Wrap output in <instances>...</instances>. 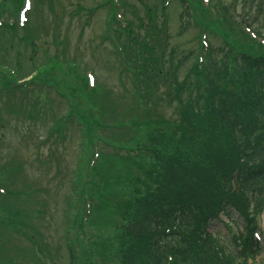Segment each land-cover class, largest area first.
I'll use <instances>...</instances> for the list:
<instances>
[{"label": "trees", "instance_id": "obj_1", "mask_svg": "<svg viewBox=\"0 0 264 264\" xmlns=\"http://www.w3.org/2000/svg\"><path fill=\"white\" fill-rule=\"evenodd\" d=\"M10 1L18 7L22 0ZM35 1L41 3L45 0ZM138 1L141 11H135L129 0L123 1L130 10L132 8L129 12L133 20H128L127 29L118 35L134 69L130 73V92L134 94L131 100H135L136 106L131 108V114L135 111L136 119L139 116L136 109L148 112L153 92L157 93L155 100L158 102L167 100L171 103L177 99L175 106L178 108L177 118L175 116L174 120L167 122L171 127L164 121L149 120V129H144L142 137L137 135L145 139L143 144L135 145L137 157L132 154L134 147L127 144L136 125L132 118L123 117V111L121 113L112 98V90L111 93L106 90L104 97H109L98 106L99 111L95 109L98 90L105 83L97 82L94 88H89L85 73L76 66L78 60L73 62L75 59H70L57 48L52 54L44 55V59L36 57L33 49L29 54H23L19 49L20 55L16 60L20 58L22 62L18 71L8 65L12 60L14 62L12 54L11 58L7 56V60L0 56V92L5 89L6 96L11 94L13 99L20 95L17 102L14 99V107L10 110L13 114L21 112L22 120L17 121H22L20 123L27 132L35 129V134L43 132L45 137L61 142L66 136L67 125L75 124L92 132L94 139L93 128L103 123V129L112 130L111 135L104 136L105 144L121 145L129 150L128 153L135 157L133 159H138L134 166L139 172H134L132 166L125 167L122 174L118 173L120 179L123 177V185L120 182L116 184L115 192H124L117 208L122 222L118 227L122 230L119 264H256L250 232L254 221L249 217V206L252 203L255 214L264 212V43L245 30L250 25L237 24L235 17L220 1L213 4L209 0L205 5L200 0H176L181 9L179 32H185L195 24L192 11L197 7L199 22L207 26L216 25L223 37V44L218 50L211 48L199 68H196L195 61L186 76L179 78L178 73L189 54L182 55L178 49L170 48L168 51V44L161 43L162 40L166 42L164 24L168 8L158 9L162 0ZM103 4L105 0L94 5L96 8L83 10L94 12ZM151 8L159 10L158 18ZM40 15L41 11L37 9L36 19H40ZM28 22L23 28L5 22L0 26V35L5 38L9 34V39L12 32H17L18 40L14 45L20 44L22 39L19 35L31 36L33 27ZM252 31L257 37L262 36L264 41L257 28ZM104 37L108 38L107 34ZM4 45L1 40L0 50ZM35 46L30 44V47ZM106 46L107 50L111 47L109 44ZM13 47L11 45V49ZM113 47L112 51L109 49L112 56L116 55ZM18 73L22 77L34 74L35 80H30L24 87H12ZM45 80H52L46 83L53 88L54 85L62 88L61 96L65 98L61 101L66 106L63 112L56 113L48 98L43 102L37 97L27 98L31 88L46 90ZM108 98L113 104L107 110L105 102ZM16 130L20 132L18 127ZM17 136L21 140L24 138V135ZM56 145L61 147V144ZM57 148L50 149L54 158ZM122 155L121 152L106 151L102 158L118 159ZM127 155L124 152L123 159L129 160ZM146 159L153 163L149 164ZM3 166L7 167L6 164ZM3 166L0 164V170ZM21 170L28 173L19 161L17 170L9 174V189L4 188L5 193L0 194V212L10 213L11 217L7 221L0 216V236H7V240L12 231L17 234L28 232L21 230V226L31 228L28 224L30 213L22 207L19 195L26 197L25 202L31 196L11 188L14 174ZM141 171L143 177L139 174ZM29 186L30 183L26 182L21 188ZM107 186L104 182L99 190L101 206L111 200L109 197L107 201ZM251 193L254 196L251 197ZM77 199L82 201L79 195ZM232 207L246 223L244 232L235 238V242L242 245L238 251L226 235H212L206 231L210 220L221 209L230 216ZM68 256L67 264H77L73 249Z\"/></svg>", "mask_w": 264, "mask_h": 264}, {"label": "rangeland", "instance_id": "obj_2", "mask_svg": "<svg viewBox=\"0 0 264 264\" xmlns=\"http://www.w3.org/2000/svg\"><path fill=\"white\" fill-rule=\"evenodd\" d=\"M101 1L104 0H45L41 3L31 0V8L26 14L27 19L29 18V22H31V27H33L31 36L19 35L22 42L14 45V42L18 40L17 32L10 34V37L14 39L10 37L8 39L9 34L5 38L1 34L0 41L3 40L5 45L0 50V56L3 60H7L9 56L11 58L12 54L14 62L12 60L8 65L16 67L17 71L21 66L20 62H22L20 58L16 60V56L20 55L19 49L23 54H29L33 49L36 51V57L44 59V55L52 54L53 50L57 48L70 59H75L72 60L73 62L78 60L85 63L87 67L93 69L92 74L95 81L103 82L109 86L110 93L112 90V98L118 104L117 108L121 110V113L123 111V117L128 116L126 118L133 119L136 126H133L135 130L129 134L131 139H128L127 144H130V147H135L136 144L144 143L145 139L140 137H142L144 129H149V123H151L149 120L164 121L171 127L167 122L174 120L175 116L177 118L176 109L178 107L175 105L178 101L176 99V102L171 103H168L167 100L158 102L155 100L157 93L153 92L154 94L149 98V100L152 99L150 103L152 105L147 106L149 111L142 113V110L136 109L139 116L134 118L135 111H132L131 114V108L136 105L134 104L135 100H131V96L134 94L130 92L132 90L130 73L134 69L131 68L127 57V63L123 62V70H121L119 56H112L109 52L111 47L107 50L105 42L100 39L105 35L103 33L106 29V21L112 17L111 0H105L106 4L97 6L98 9L94 12L83 10V8H96L94 5ZM129 1L135 11H141L138 0ZM200 1L203 3L206 0ZM217 1L226 5L229 13L235 17L237 24L250 25V30L257 28L264 36V0H212V3L215 4ZM118 4L117 1L116 6ZM0 7L6 8V12L0 17L1 21L8 23V21L14 20L17 7H14L10 0H0ZM124 7L123 18L133 20L130 13L132 8L130 10L128 4ZM157 7L158 9L168 8L166 25L164 24L167 43L163 40L161 43L168 44V51L171 48L181 50L182 55L189 54L178 73L179 78L186 76L189 68L196 61L201 46L199 35L202 33V26L206 27L204 29L207 33L206 37H202L205 44H203L204 49L200 51L204 55V61L208 57L206 49L218 50L223 44V37L218 32L219 29L216 25L207 26L205 23L199 22L197 7H194L192 11L195 24L190 25L185 32H179L181 9L176 0H167V4L161 2ZM37 9L45 16L40 15V19H36ZM158 9L151 10L152 13H157V18L160 16ZM121 13L122 8L118 9L116 15L120 20H122ZM118 24L117 22L115 25ZM32 43L36 46L30 47ZM120 43H122L121 37ZM11 45L12 47L14 45L12 49ZM123 52H125L124 48ZM124 67L127 69L125 70ZM30 80H35L34 74L28 77H22L19 74L17 86L24 87L23 83ZM50 81L52 80H45L43 85L46 87L45 83ZM8 87H11L10 84ZM29 87L31 88V86ZM54 87L58 86L54 85ZM58 88L62 90V88ZM4 91L0 92V164L2 166L6 164L7 167L3 166V170H0V187L9 189L8 177L9 179L11 177L9 174L17 170L20 161L28 173L21 170L17 175L14 174L11 188L15 192H27L31 196V199L25 202L26 197L19 195L22 207L27 208L30 213L28 224L31 228L16 227V229L20 227L21 230L28 232L17 234L12 231L11 236L8 237L9 240H7V236H0V264H67L69 262L68 253L70 255L72 249L75 257L78 258L77 264H119V237L122 230L118 227L122 222L118 213L120 209L117 208L124 192H120L121 194L115 192L116 184L120 182L123 185V177L120 179V174L125 171V167L132 166L131 169L135 172L134 164L138 159L133 158L137 157L138 150L132 151V154L136 155L133 157L131 153H128L129 150L121 145H109V143L106 145L104 136L111 135L112 130L103 129V123H99L93 128V133L95 129H101L99 134H94V139L92 132L86 131L85 127L79 126V124V127L75 124H68L65 131L66 136L61 142H54L53 138L45 137L43 132L41 135L40 132L35 134V129L27 132L20 123L22 121H17L18 119L22 120L21 112L13 114L10 110L14 107V99L17 102L20 95L18 94L13 99L11 94L6 96ZM104 93L103 88L99 89L98 96L95 98L98 110L102 101L109 97V95L104 97ZM172 93L174 94V91ZM27 96L30 100L37 97L42 102L47 101L48 98L56 113L66 109L64 102L61 101L65 96L59 95L53 86H47L46 90L41 91L31 88ZM110 99L108 98L105 102L107 110L113 104ZM156 103L157 105H153ZM17 127L20 132H17ZM18 134L21 137L24 135V138L21 140L17 136ZM92 139L96 140L95 143L99 146L97 151L100 154L97 157L91 151L90 142ZM56 144H61V147L57 148ZM55 148L58 151L54 153V158L50 149ZM106 151L115 154L121 152L123 155L125 152L128 154L129 160L123 159V155L118 158L121 161L103 159L102 155ZM146 161L149 164L153 163L149 159ZM87 165L93 167L92 175L87 174ZM138 172L139 170H136V173ZM139 174L143 177L142 171ZM26 182L30 183V186L21 188ZM104 182L108 184L107 192H105L108 197L107 201L109 197L111 200L108 202L109 204L101 206L98 197L101 184ZM77 195L81 196L82 201L77 199ZM69 199L70 203L68 204ZM16 200L18 202V196ZM0 216H3V220H11L10 213L0 212ZM260 225L264 227V213L261 215ZM214 228L215 225L209 227L210 231ZM81 248H83L82 251ZM255 261L256 264L264 263V250L257 254Z\"/></svg>", "mask_w": 264, "mask_h": 264}]
</instances>
